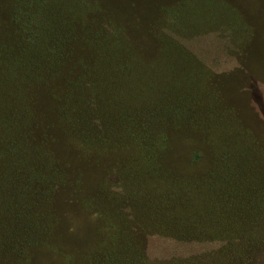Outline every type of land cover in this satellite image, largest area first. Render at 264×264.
Returning a JSON list of instances; mask_svg holds the SVG:
<instances>
[{
    "label": "rangeland",
    "instance_id": "obj_1",
    "mask_svg": "<svg viewBox=\"0 0 264 264\" xmlns=\"http://www.w3.org/2000/svg\"><path fill=\"white\" fill-rule=\"evenodd\" d=\"M35 1L0 0V45L24 31ZM56 7L68 17L79 12L80 32L116 34L139 73L151 70L137 86L143 100L186 101L178 111L186 116L160 117L166 146L149 159L144 183L120 144L92 165L56 128L58 141L42 147L51 154L30 159L38 173L19 174L33 186L18 200V218L1 226L0 264H264V0H58ZM168 12L188 29L165 28ZM129 81L120 89L128 96ZM120 90L108 82L110 93ZM144 101L112 111L140 114ZM177 182L203 217L227 216L225 226L215 222L223 237L156 217L152 203ZM195 216L187 226L199 223Z\"/></svg>",
    "mask_w": 264,
    "mask_h": 264
},
{
    "label": "trees",
    "instance_id": "obj_2",
    "mask_svg": "<svg viewBox=\"0 0 264 264\" xmlns=\"http://www.w3.org/2000/svg\"><path fill=\"white\" fill-rule=\"evenodd\" d=\"M57 4L58 0L52 5L47 0L35 1V14L23 23L24 31L14 32L11 40L0 45V234L1 226L18 218V200L33 186V181L22 179L19 174L35 173L30 159L51 154L42 147L58 141L56 128L92 165L103 164L109 146L120 144V154L135 161L131 172H139L137 178L144 183L152 171L149 159L166 146L160 117L186 116L184 110L178 112L186 107V101L181 105H155L151 99L145 102L137 86L142 77L151 76V70L145 67V74L141 75L116 34L102 27L80 32L75 27L79 12L68 17ZM167 16L165 28L173 30L176 26L186 30L179 14L171 17L168 12ZM9 42L11 46H7ZM166 49L169 53V47ZM129 80L133 88L128 96L120 89ZM108 82L110 87L120 90L118 94L108 91ZM130 99L134 103L145 102L143 113L112 111L114 104L125 105ZM93 118L100 123H94ZM169 189L168 198L152 203L157 218L194 228V232L202 228L210 231V237H223L224 228L216 227L215 222L225 226L220 222H228L226 215L217 219L216 214L208 213L203 217V210L195 203H185L179 182ZM211 201L207 202L209 207ZM192 211L196 212L193 221L199 222L193 227L187 226ZM226 211L231 214V210ZM254 216L260 218L257 213ZM29 242L23 247L32 244Z\"/></svg>",
    "mask_w": 264,
    "mask_h": 264
}]
</instances>
